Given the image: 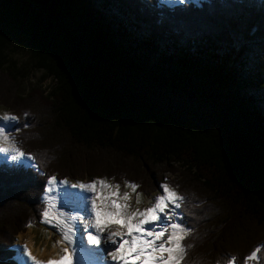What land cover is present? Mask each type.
<instances>
[{
    "label": "trees",
    "instance_id": "1",
    "mask_svg": "<svg viewBox=\"0 0 264 264\" xmlns=\"http://www.w3.org/2000/svg\"><path fill=\"white\" fill-rule=\"evenodd\" d=\"M33 70L52 84L24 93ZM0 104L34 162H0V264L49 176L166 182L180 264H264V0H0Z\"/></svg>",
    "mask_w": 264,
    "mask_h": 264
},
{
    "label": "snow or ice",
    "instance_id": "2",
    "mask_svg": "<svg viewBox=\"0 0 264 264\" xmlns=\"http://www.w3.org/2000/svg\"><path fill=\"white\" fill-rule=\"evenodd\" d=\"M16 119L15 115L7 113L0 116V120L3 121H15ZM4 132L5 129L0 126V133ZM0 151L5 153L14 151L16 156L12 157L13 160L25 155L18 148L0 147ZM55 179L54 176L47 178L44 187L45 193L54 191L49 185ZM126 185L130 186L132 190L139 187L131 181H126ZM159 187L162 194L154 197V203L150 207L129 211L130 206L127 203L130 199L129 192L125 191L121 195L119 185L108 183L106 178L97 177L88 183L72 184L71 189L91 193L87 202L92 213V223L89 224L80 216V223L86 232L88 244L94 246L114 245L107 251V256L115 264H180L184 255L182 241L185 234L191 229L181 222L182 214L176 211L181 208L179 201L182 197L168 183H161ZM59 195L65 196V189ZM137 202H139L138 199ZM42 216L49 223L59 219V217L53 216L47 207ZM113 224L119 225L125 231H108V227ZM67 227L72 235L66 234L65 239L71 242L75 234L74 224ZM25 251L31 256L27 245H25ZM259 251L260 246L253 249L244 258L245 264L248 260L257 259ZM32 259L36 260L35 257ZM72 260V253L68 248H64L63 254L58 258L36 261V264H69V261L72 264ZM235 260V257H231L228 264H235Z\"/></svg>",
    "mask_w": 264,
    "mask_h": 264
},
{
    "label": "rangeland",
    "instance_id": "3",
    "mask_svg": "<svg viewBox=\"0 0 264 264\" xmlns=\"http://www.w3.org/2000/svg\"><path fill=\"white\" fill-rule=\"evenodd\" d=\"M169 1L181 2L183 0H169ZM27 55L28 54L24 51H18L14 53L15 58L18 60H22L26 58ZM50 84H52V79L47 78L42 70H33L32 72H30L28 77L22 82V89L23 92L26 93L35 86L41 85L42 87H46L49 86ZM5 113L11 114L9 111H7L4 108V106H2V104H0V116L4 115ZM7 125L8 128L6 129V133L8 134V142L6 143L5 147L7 146L10 149H17L15 139L13 136L14 121H7ZM3 134L5 135V133ZM14 156H16V153L14 151L8 153L3 152V155L0 156V162L3 161L9 164H13V163L24 164L27 166L34 164L31 158L27 155H23L22 157L13 160L12 157ZM169 176L173 177L171 173H167L166 178H168ZM93 179L94 178H87L82 181L68 180L66 181V183L64 182L58 183L56 180H54L49 185V187L54 191L52 193H45L44 200L47 204L48 211L53 216L59 217V219L52 220V222L49 223L44 218L40 226L35 228L28 227L25 231L17 235L13 248L17 251L18 253L17 259H19L21 264H31V262H33L29 259L31 257L40 258L38 257L39 256L38 251L44 254V257L41 258V261H47L49 258H53V257L58 258L60 255H62L64 245H62L61 240L69 242L68 240L65 239V235L66 234L72 235V233L68 230L67 226L73 224H74L75 234L73 240L71 241V243L70 242L69 243L75 244L77 249H79V251H76L75 254L81 255L82 250H86V251L90 250L92 251V253H97V252L101 253L100 252L101 250L98 247H94V245L88 244L86 232L84 230V227L80 223V216H82L85 220H87L89 224L92 223L91 220L92 213L90 211V205L87 202V198L91 195V193L86 191H79V189L70 188L72 184L78 185L81 182L88 183ZM108 183L112 185H116L114 182L108 181ZM162 183H166V182H162ZM64 189L66 195L60 196L59 193ZM125 191L129 192L130 194V199L129 201H127V203L130 206L129 211L150 207L152 203H154V197L156 195L162 194V190L160 188V190H158L153 196L144 197L141 196L140 194L137 195L136 189L132 190L130 186L119 185V192L121 193V195ZM137 199L139 200V202H137ZM111 227H112L111 229H115L116 231L118 230V228L120 229L119 225H115ZM122 231L125 230L122 229ZM58 243L60 244V246H57ZM31 244H33L32 247ZM25 245H27L28 250L31 249L35 250L37 248L38 251L35 250L36 256L28 257L29 254L28 252L25 251ZM108 246H110V244Z\"/></svg>",
    "mask_w": 264,
    "mask_h": 264
},
{
    "label": "bare ground",
    "instance_id": "4",
    "mask_svg": "<svg viewBox=\"0 0 264 264\" xmlns=\"http://www.w3.org/2000/svg\"><path fill=\"white\" fill-rule=\"evenodd\" d=\"M4 123V125H3V127L5 128L6 126V123L5 122H3ZM4 137V134L3 133H0V138H3ZM8 142V141H7ZM7 147V146H6ZM111 182V181H110ZM114 225V224H113ZM112 227H108V231H116L115 229H111ZM111 229V230H110ZM79 230V229H78ZM117 231H122V229H121V227H120V229L118 228V230ZM62 242V245H64V248H68L69 249V251L72 253V256H73V260H72V264H97L98 263V261H101V258H100V256L99 255H97V254H95V253H92V251H86V250H82L81 251V255H78V254H75V252L76 251H79V249H77V247H76V245L75 244H70L69 242H66V241H64V240H61ZM48 245V244H47ZM46 245V246H47ZM33 246V244H31V247ZM57 246H60V244L58 243L57 244ZM112 245H110V246H108V247H111ZM95 247V246H94ZM34 248V247H33ZM60 248V247H59ZM31 249V248H30ZM35 250H37L38 251V249L36 248ZM35 250L34 249H31V250H29L30 251V253H31V256H36L35 255ZM38 254H39V256L38 257H40V258H36V260L34 261L33 259H32V257L31 258H29L31 261H33V262H31V264H36V261H41V258H43L44 257V254L43 253H40L39 251H38ZM101 254V256L102 255H106L107 256V252H101L100 253ZM30 255H28V257H29ZM56 258V257H55ZM107 258H108V260H111L108 256H107Z\"/></svg>",
    "mask_w": 264,
    "mask_h": 264
},
{
    "label": "clouds",
    "instance_id": "5",
    "mask_svg": "<svg viewBox=\"0 0 264 264\" xmlns=\"http://www.w3.org/2000/svg\"><path fill=\"white\" fill-rule=\"evenodd\" d=\"M69 264H71V261H69Z\"/></svg>",
    "mask_w": 264,
    "mask_h": 264
}]
</instances>
